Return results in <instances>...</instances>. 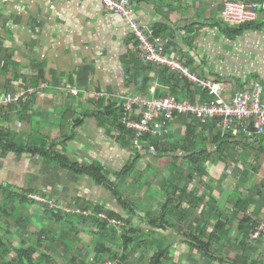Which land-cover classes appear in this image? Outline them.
Wrapping results in <instances>:
<instances>
[{
  "label": "crops",
  "instance_id": "crops-1",
  "mask_svg": "<svg viewBox=\"0 0 264 264\" xmlns=\"http://www.w3.org/2000/svg\"><path fill=\"white\" fill-rule=\"evenodd\" d=\"M132 1L134 19L153 31L154 38H160L155 37L157 28L167 29L160 38L166 56L183 63L198 78L224 82L231 94L252 91L256 83L264 87V12L259 20L251 22L259 25L239 35L227 33L217 25L223 22L221 13L226 1L264 4V0ZM172 77L186 80L187 92L183 90L185 82L173 84ZM147 79L145 90L143 82ZM26 88L35 89V94L0 110L2 135L21 145L58 152L81 166L98 163L104 167L108 178L116 184L121 183L120 186L126 178H119V173L137 152L143 155L137 166L144 159L150 160V154L145 155L148 143L138 151L127 145L121 135L118 103L123 97H174L191 103L210 99L206 90L186 77L167 67L145 64L127 22L122 16L110 13L98 0H0V95ZM42 88L44 97L38 94ZM69 89L80 93L73 96ZM98 94H105L106 98L98 101ZM111 106L110 116L104 109ZM193 121L198 122L194 117H177L167 126L163 136L158 137L167 138L174 147H182L187 126ZM219 123L217 129L222 132ZM177 133L180 135L176 137ZM196 133L202 135L200 128ZM228 133L233 138V159L236 160H233L235 163L230 161L228 166L217 161L219 155L213 145L215 133L209 130L203 137H212L208 140V149L213 156L206 161L203 175L192 168L188 160L190 152H174L173 147H167L169 152L160 159L152 155L158 164L146 166L150 172L155 167L162 168L163 174L160 184L156 180L149 184V208L165 206L170 199L171 182L177 189L172 196L168 219L174 227L162 232L172 246V261L165 264H231L228 261L212 263L202 252L188 247L183 236L187 225L197 220L196 226L204 227L209 221L206 231L199 233L201 239L207 241L217 216H230L238 211L236 206L247 209L245 213L257 222L264 218V180L253 184L249 170L253 155L255 161L264 164L261 162L264 160V137L251 141L242 134ZM238 146L249 148L251 156L245 157L244 152L238 154ZM186 170L187 175L184 174ZM253 170L258 171L257 166H253ZM150 172V179H154L156 172ZM258 177L264 179V176ZM0 186L14 194L30 190L44 200L17 208L13 219H17L16 215L19 219L24 215L32 216L30 225L35 224L33 214L20 211L32 206H38L35 211L43 209L42 204L50 205V202L56 208L62 207L63 211L80 213L78 206L87 204L101 205L125 215L117 199L105 187L89 177L62 171L41 156H18L0 151ZM120 186L122 191L124 186ZM149 213L156 215L158 212ZM243 213L240 211L239 216ZM176 215H182L183 219ZM238 222L234 221L230 227L229 237L234 242L238 236ZM49 228L52 230L51 223ZM8 229L12 235L8 234ZM20 230L17 223L6 224L4 232L9 238L4 239L5 242L13 247L21 246ZM25 236L22 240H26ZM224 241V238L215 241L213 246H223ZM248 242L251 247L258 248V252L250 251L244 264H264V248L250 239ZM236 244L232 246L235 248ZM231 252L229 255L219 252L216 256L222 260L233 259ZM259 254L263 258H258Z\"/></svg>",
  "mask_w": 264,
  "mask_h": 264
},
{
  "label": "trees",
  "instance_id": "trees-1",
  "mask_svg": "<svg viewBox=\"0 0 264 264\" xmlns=\"http://www.w3.org/2000/svg\"><path fill=\"white\" fill-rule=\"evenodd\" d=\"M217 25L223 28L227 33L239 35L243 30L259 24L247 23L235 28L229 27L224 22H217ZM167 32L168 30L163 27L157 28L155 30V37L161 38V36L165 35ZM172 80L173 84L176 83L177 85H180L181 82H185L183 90L186 89L187 92L189 89L186 80L177 77H172ZM148 82V79L143 82V88L145 90ZM112 108L113 106L107 107L104 109V112L111 116ZM102 112L103 111H98L100 114ZM217 127V119L210 120L205 125L193 121L192 124L187 126L183 146L179 148L174 147L175 145L173 143H168L167 138L163 140L158 136L148 134L144 142L154 147V151L150 153V149L147 148L145 149V155L150 154L156 159H160L163 157L164 153L169 152V148L167 147H170V149L173 147L174 152H190L191 154H189L188 160L193 166L190 167L196 169L198 174L203 175L206 161H209L213 156L208 149V139L203 137V133L209 130L215 133L213 145H216L217 154L219 155L217 161H221L228 166L230 161L234 163L236 161L233 159L235 158L233 157L234 149L231 147L233 145V138L227 131H222V133ZM199 128L202 131V135H197L196 133ZM119 129L126 144L129 146L132 145L134 133L121 124H119ZM194 144L195 147H193ZM0 151L2 154L11 153L18 156L31 155L45 157L62 171L68 173L72 172L74 175H82L91 178L96 184L105 187L107 191L111 192L126 215L122 216L112 210L105 209L104 206L101 205L91 206L86 204L84 207L78 206L80 210V213H78L76 211H63L60 208L55 209L54 206L43 204L45 208V221L41 225L39 232L36 233L38 235L37 243L44 245V242H48L50 248L51 244H55L56 247L67 250L80 241L79 236L81 230L78 225L82 224L84 229L89 228L94 231L97 243L93 257L87 252L86 255L89 256L88 259L78 260V258L73 257V263L100 264V262L104 260L114 259L113 255L118 250H122L120 259L117 258L119 260L118 264H142V261L136 260V254L140 251L144 254V264H165L168 261H172L171 243L167 241V238L162 232L166 231V229H173L174 227V225L168 221L169 207L173 202L172 196L177 192L176 187L173 186V182H171L169 186V188H171L170 199L166 200L165 206H161L156 215H153L137 208L134 202L127 200L116 182L108 178L104 167L98 163L91 164L90 166H81L69 161L64 155L58 152L43 151L40 147L25 146L8 140L1 132ZM142 156L141 152H137L123 167L122 171L119 173V178L132 173ZM242 163L245 164L246 159L243 158ZM174 174L178 175V173ZM30 195H33V192L30 190L21 194H14L11 190L0 186V220L4 218V221L8 222V219L15 217L17 208L20 205L25 206L28 205V203H36V201H32L29 198ZM236 207L238 211L232 212L230 216L223 214L217 216V222L214 224L212 234L208 236L207 241H203L199 233L201 232L202 234L206 231L208 226H210L209 221H206V226L204 227H197V220L187 225L186 230L183 232L186 245L192 250L202 252L212 263H225V261H228L231 264H244V261L250 257L248 254L250 251H255V253L258 252V248L251 247L248 244V240L257 225V221L254 217L245 213L247 209L242 210L238 206ZM240 211L244 212L241 217L239 216ZM84 212H88V215H85ZM175 217L180 220L183 219L182 215H176ZM31 219L32 216L26 217L25 215L17 219V226L21 228L19 234L21 235V246L13 247L9 242H5L2 235H0V264H59L54 256L48 254V251H44V249L41 250L40 245V247L28 245L26 240H22L24 236L28 234V226L31 224ZM133 219L137 220V223H135ZM236 220L239 221L237 226L238 236L237 240L234 242V240L230 239L229 234L231 233L230 227L234 225V221ZM114 222H117V224L115 225ZM49 223L61 226L57 235L49 228ZM145 224H148L149 227H145ZM46 233L50 235H46ZM8 234L12 235L13 233L8 229ZM45 236H47V238ZM145 237H147V239ZM222 238L226 239V241H224L226 242V247H229L231 243H237L235 248L232 246V250L235 251L233 259H219L213 251V243H215V241L220 242ZM47 250H49V248H47ZM51 250L53 251V249ZM225 253L228 254L226 248ZM10 255L12 257L10 261H8L7 258H9Z\"/></svg>",
  "mask_w": 264,
  "mask_h": 264
},
{
  "label": "built area",
  "instance_id": "built-area-1",
  "mask_svg": "<svg viewBox=\"0 0 264 264\" xmlns=\"http://www.w3.org/2000/svg\"><path fill=\"white\" fill-rule=\"evenodd\" d=\"M110 12L123 17L132 35L138 42V48L147 65L167 67L171 71L186 77L193 84L206 90L209 100L191 103L189 100H178L174 97L142 98L139 96H125L118 103L121 112L120 124L134 133L132 146L141 151L145 145V137L157 135L162 137L167 126L177 117H194L198 123L205 125L210 120L217 119L221 130L232 132L236 136L244 135L251 141L264 137V87L256 83L252 91H237L230 93L228 85L221 81H210L198 78L183 63L172 60L165 54V45L160 38L153 37V31L143 27L134 19L132 0H98ZM264 12L262 3H244L242 1H226L223 5L221 17L225 24L235 28L243 24L256 22ZM38 93L44 97L43 90ZM36 90L26 88L0 95V110L11 104H19L24 98L35 94ZM73 96L80 91L69 89ZM106 98L105 94H98L96 100ZM151 152L154 148L149 146ZM32 201H43L30 195ZM88 215L87 212L84 213ZM116 225L117 222H114ZM253 244H260L264 248V218L257 222L250 235ZM264 254V250H263ZM119 260L107 259L100 264H118Z\"/></svg>",
  "mask_w": 264,
  "mask_h": 264
},
{
  "label": "rangeland",
  "instance_id": "rangeland-1",
  "mask_svg": "<svg viewBox=\"0 0 264 264\" xmlns=\"http://www.w3.org/2000/svg\"><path fill=\"white\" fill-rule=\"evenodd\" d=\"M175 135L177 137L180 135V133H177ZM207 139L211 140L212 137L207 138ZM243 152H244L245 157L251 156V150L249 148H247V147L246 148L245 147L240 148V146H238L237 147V153L242 154ZM151 157H152V155L149 156L150 160L149 161L147 160L148 162L146 161V159L142 160L139 163V165L136 166V168L132 171V173H129L127 175V177L125 176V178H126L125 182L122 183L121 186H120L121 183L118 182L117 185L120 187L124 186L123 187L124 189L122 190L123 195L125 196V198L127 200L134 202L136 204L137 208H140V209H142L148 213H149V211L156 213L159 211L160 205L155 206V208H153V209L149 208V184L154 183L155 180L160 184L161 180L163 179V174L161 172L162 168L160 170V168L158 169L157 167L154 166L155 169H153V172H156L154 174L153 172L149 171L150 168L146 167L147 164H150V165L154 164V163L158 164L156 162V160H153V158H151ZM250 161L252 163L250 165V169H249L251 172V178L250 179L254 180L253 184H258L259 182L264 180V179L258 177V176H264V174H263L264 173V169H263L264 164L261 165V164H259L260 162L255 161L254 155L251 157ZM261 162L264 163V160ZM253 166L254 167L257 166L258 171L253 170ZM239 169H241V167H239ZM187 170L189 171V168ZM187 170L185 171L186 173L184 172V174H186V175H187ZM149 172L154 174V176H153L154 179H150L151 175H149ZM146 190H148V191L146 192ZM40 202L43 203V201H40ZM50 205L53 206V204L51 202H50ZM42 206H43V204H42ZM37 208H38V206H35V208L33 206L32 207H25L22 209V211H20V213H24V214H26V212L33 214V219L35 221L34 222L35 224L30 225L28 227L29 232H28L27 236H25L26 241L28 242L27 243L28 245H34V246H38V247L41 246V250L44 249V251H48V254H51L52 256H54L59 264H76V263H73L74 262L73 257L78 258V260L88 259L89 256L86 255L87 252L91 254L90 255L91 257H93L95 247H96V243H97V239L94 235V231L89 229V228L84 229L82 224L78 225L79 229L81 230V233L79 236L80 241L67 250H63L62 248L56 247L55 244L54 245L51 244V248H50L49 247L50 244L48 242H44V245L37 243L36 240L38 238V235L36 233H38L37 231L40 230L41 224L43 223L44 218H45V216H44V209L45 208L38 209L35 211V209H37ZM54 208L57 209L56 206ZM58 208H60L62 210V207H58ZM30 209H32V211H30ZM34 211L37 213H35ZM34 213H35V215H34ZM187 216H189V215H187ZM18 217H19V215L18 216L16 215L17 219H19ZM17 219L10 218V219H8L7 223H5L4 218L0 220V235H2V237L5 240L6 239L8 240V238H9L4 232L6 224L13 226L14 224H16ZM133 220H135V219H133ZM135 223H137L136 220H135ZM36 224H38L39 226H37ZM55 225H54V223H51L52 232H54V234L57 235V233H59L61 226H58V225L55 226ZM145 227L148 228L149 225L147 224V225H145ZM52 232H51V234H52ZM46 235H50V234L46 233ZM45 237L47 238V236H45ZM145 238L147 239V237H145ZM18 241L15 242V245L17 244ZM222 244H224V242ZM47 248H49V250H47ZM225 248H226V251H228L227 255H229L230 251H232L230 256H232V257L235 256V251L232 250V243L230 244L229 247H226V243H225L223 246H217V247L213 246L212 249L216 254H218L219 252L224 253ZM51 249H53V251ZM121 255H122V250H118L113 255V258H116V259L119 258L120 259ZM136 255H137L136 260L142 261V264H144L143 252L140 251ZM11 257L12 256L10 255L9 258H7L8 261H10ZM261 257H262L261 254H259L258 258H261Z\"/></svg>",
  "mask_w": 264,
  "mask_h": 264
}]
</instances>
